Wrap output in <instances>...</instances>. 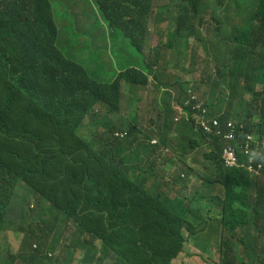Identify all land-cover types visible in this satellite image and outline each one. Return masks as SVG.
<instances>
[{"label": "clouds", "instance_id": "1", "mask_svg": "<svg viewBox=\"0 0 264 264\" xmlns=\"http://www.w3.org/2000/svg\"><path fill=\"white\" fill-rule=\"evenodd\" d=\"M209 1L157 5V0H139L138 15L148 16L146 42L138 50L147 70L138 65L123 69L116 79L129 74L120 79L118 91L92 88L86 68L58 48L63 57L51 91L33 100L0 101V112L11 114L9 120L0 117L2 122L14 119L18 128L31 125L41 135L81 145L70 163L68 202L53 192L50 197H61L54 205L26 182L17 186L0 234L3 264H13L18 250L23 257L16 264H97L101 258L103 264H114L123 247L128 258L156 257L163 264H227L225 206L231 196L243 195L236 191L240 177L256 180L258 186L252 187L261 189L244 195L250 203L264 199V83L262 70L250 67L248 73L256 76L252 94L223 89L212 98L210 87L219 75L214 56L230 39L221 32L218 43L214 32L223 22H217ZM231 15L228 28L240 26L242 15ZM43 20L55 22L50 0L25 16L21 26L34 38L35 25ZM255 34L264 54V18L256 22ZM24 76L47 82L35 70ZM134 107L138 111L130 121L127 110ZM227 173L230 180L223 179ZM13 205L18 208L14 221ZM188 208L198 212L196 219L139 231L123 241L121 250L104 247L105 229L151 225L155 213L182 215ZM18 221L26 229L14 230ZM5 235L12 241L3 250ZM17 236L23 240L14 245ZM257 249L264 252V237L257 239Z\"/></svg>", "mask_w": 264, "mask_h": 264}, {"label": "trees", "instance_id": "2", "mask_svg": "<svg viewBox=\"0 0 264 264\" xmlns=\"http://www.w3.org/2000/svg\"><path fill=\"white\" fill-rule=\"evenodd\" d=\"M48 0H0V101L2 103L16 102L22 98L33 100L40 98L53 89L52 82L57 78L60 69L57 62L63 57L56 41L58 28L54 20H43L35 25L34 38H30L22 28L23 18L40 10V3ZM213 4V14L217 22H223L215 32L218 43L221 32L228 34L229 42L222 44V52L214 56L218 64V77L210 87L212 98H217L223 89L236 90L240 93L252 94L255 90L256 76L248 73L250 67L262 70L264 83V54L258 49L255 24L264 18V0H210ZM99 10L112 29L120 30L132 45L141 50L147 38L148 16L138 15L141 7L139 0H97ZM232 12L242 15L240 26H229ZM83 69V68H82ZM12 70V72H11ZM38 71L47 82H39L34 77H20L29 71ZM15 74H14V73ZM84 74L92 84V88L103 87L109 91H118L120 79L127 78L129 72H124L110 83H99ZM4 120L11 119L7 110L0 112ZM80 144L66 139L48 137L36 132L31 125L18 128L13 119L11 123L0 120V234L5 228L7 211L15 195V190L21 181L33 188L36 194L45 197L57 205L59 195L51 196L53 192L62 193L68 202L69 173L72 155L79 151ZM235 172L247 175L243 169ZM231 175H223L230 180ZM236 191L243 195L231 196L225 206L224 230L222 247L227 256V264H264V252H258L257 239L264 237V199L260 197L250 203L244 196L250 191L261 190L256 180H245ZM53 209L50 214L53 215ZM198 212L188 208L182 215L174 213H155V222L127 224L124 228L112 226L105 229L102 235L104 247L109 246L121 250L123 241L130 235L145 229L159 226L183 225L188 218L196 219ZM149 214L144 216L147 221ZM153 218V217H152ZM233 222V223H231ZM189 223L197 227L192 221ZM254 231V235L251 234ZM196 231V229H195ZM108 234V237H107ZM108 238V240H107ZM243 248V255L240 249ZM120 252V251H119ZM19 256H13L16 264ZM88 259V258H87ZM104 258L97 264H103ZM114 264H163L159 258L148 256L126 255L115 257Z\"/></svg>", "mask_w": 264, "mask_h": 264}, {"label": "rangeland", "instance_id": "3", "mask_svg": "<svg viewBox=\"0 0 264 264\" xmlns=\"http://www.w3.org/2000/svg\"><path fill=\"white\" fill-rule=\"evenodd\" d=\"M50 2L53 5L54 19L58 28V48L70 60L79 61L94 80L110 83L123 69L137 65L142 70H147L142 53L120 30L110 27L98 8L97 0H50ZM166 2L168 0H157V5ZM73 5L80 9L71 11L69 7ZM123 110L120 102V111ZM137 111L136 107L127 110L130 121L135 120ZM17 213L18 208L13 205L10 209L12 221L15 220L14 216ZM20 226L26 229L25 224L18 221L14 225V230ZM22 240L21 236H17L14 245ZM213 240L218 242V237L213 236ZM11 241L9 235L4 236L1 244L3 250L8 248ZM15 256L23 257V254L18 250ZM3 263L0 258V264ZM38 264H50V262L42 260Z\"/></svg>", "mask_w": 264, "mask_h": 264}, {"label": "crops", "instance_id": "4", "mask_svg": "<svg viewBox=\"0 0 264 264\" xmlns=\"http://www.w3.org/2000/svg\"><path fill=\"white\" fill-rule=\"evenodd\" d=\"M124 252H125V250H124V247H123L122 250H121V252H120V256H123L124 255Z\"/></svg>", "mask_w": 264, "mask_h": 264}]
</instances>
